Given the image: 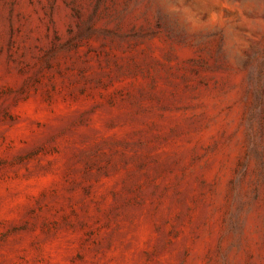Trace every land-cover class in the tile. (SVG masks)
<instances>
[{"label": "rangeland", "instance_id": "374dc122", "mask_svg": "<svg viewBox=\"0 0 264 264\" xmlns=\"http://www.w3.org/2000/svg\"><path fill=\"white\" fill-rule=\"evenodd\" d=\"M0 264H264V0H0Z\"/></svg>", "mask_w": 264, "mask_h": 264}]
</instances>
